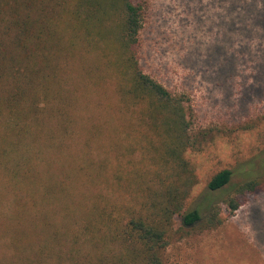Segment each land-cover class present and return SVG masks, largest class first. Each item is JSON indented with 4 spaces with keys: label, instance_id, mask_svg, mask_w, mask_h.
Segmentation results:
<instances>
[{
    "label": "trees",
    "instance_id": "obj_1",
    "mask_svg": "<svg viewBox=\"0 0 264 264\" xmlns=\"http://www.w3.org/2000/svg\"><path fill=\"white\" fill-rule=\"evenodd\" d=\"M146 6L145 0H0V181L4 187L0 198L11 193L19 206L17 214L21 212V185L32 184L36 170L41 173L38 140L46 134L47 119L58 115L69 123V109L83 102L94 100L99 123L115 125L112 134L122 133L127 153H141L139 162L130 160L138 165L129 173L123 203L117 197L115 174L112 194L105 196L98 187L105 164L97 170L88 161L92 171L83 164L76 167L79 173L86 170L83 176L97 194L82 209L80 220L66 218L64 211L63 238L71 239L67 252L71 264H164L165 251L178 235L215 229L223 222L214 193L230 186L229 169L211 179L208 195L197 206H187L198 183L187 158L196 143L191 113L186 96L171 92L141 64ZM78 57L84 60L77 63L82 66V83L76 82L80 73L67 67ZM74 77L76 81L71 80ZM91 89L98 91L97 99L88 92ZM85 91L87 100L77 95ZM50 96L63 106L49 110ZM55 125L63 136L68 133L63 125ZM142 166L145 171L139 169ZM262 179L231 188L226 202L231 213L264 188ZM25 204L28 209L33 206ZM176 218H180L177 229ZM40 225L41 237L55 236L57 242L52 221ZM35 231L29 228L25 233ZM10 240L11 261L21 263V234L16 231ZM81 242L90 248L83 260L73 253L79 252ZM46 252L45 245L34 258L26 259L27 264H41ZM63 253H58L60 261Z\"/></svg>",
    "mask_w": 264,
    "mask_h": 264
},
{
    "label": "rangeland",
    "instance_id": "obj_2",
    "mask_svg": "<svg viewBox=\"0 0 264 264\" xmlns=\"http://www.w3.org/2000/svg\"><path fill=\"white\" fill-rule=\"evenodd\" d=\"M145 2L141 64L171 92L186 96L191 113L196 143L187 158L198 183L187 206H197L208 195V184L217 173L229 169L233 174L230 186L214 193L222 224L178 235L165 251L164 264H264V188L234 213L226 203L233 186L259 178L264 181V0ZM81 58L67 67L80 73L77 81L71 80L82 83V66H77L84 62ZM86 92L77 95L86 98ZM88 92L98 98V91ZM50 97L49 110L63 106ZM93 101V105L87 101L69 109V123L60 121L58 115L47 119L49 129L38 140L42 143L41 173L36 170L34 182L21 185V212L17 214L19 206L11 193L0 198V264H27L26 259L34 258L45 245L41 264H71V239L63 238V217L67 212L66 218L80 220L82 209L97 194L83 176L86 170L79 173L77 166L83 164L92 171L88 161L97 170L105 164L98 182L101 193H113L111 175L115 174L118 200L123 203L127 198L129 173L138 165L130 160L139 162L141 153H127L122 133L112 134L115 125L99 123V107ZM55 124L63 125L68 133L63 136ZM139 169L146 170L145 166ZM2 185L0 181V192ZM27 201L33 205L30 209ZM46 219L52 221L51 229L62 244H57L55 236L41 237L40 222ZM179 219L174 220L176 229ZM27 228L36 229L35 234L27 236ZM16 231L21 234V263L11 261L10 239ZM79 249L73 253L83 260L90 248L81 242ZM59 252H64L62 261Z\"/></svg>",
    "mask_w": 264,
    "mask_h": 264
}]
</instances>
